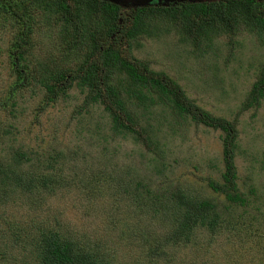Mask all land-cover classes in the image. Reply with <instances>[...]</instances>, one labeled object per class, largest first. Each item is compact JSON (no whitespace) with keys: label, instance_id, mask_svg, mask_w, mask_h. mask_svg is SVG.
Segmentation results:
<instances>
[{"label":"rangeland","instance_id":"374dc122","mask_svg":"<svg viewBox=\"0 0 264 264\" xmlns=\"http://www.w3.org/2000/svg\"><path fill=\"white\" fill-rule=\"evenodd\" d=\"M4 15L0 11V162H6L9 153L11 158L22 139L27 141L23 142L25 148L36 146L39 138L49 139L51 145L45 155H41L44 151L39 147H35L36 152L29 150L32 161L23 169L26 179L40 178L46 172L44 157L53 155L54 143L62 138L63 143L57 148L58 153L65 155V164L60 165L67 184L66 190H57L52 180H47L49 174L45 186L34 188L29 197L19 188L0 187V195L4 189L9 190L20 202L24 196L28 206L10 204L5 210L14 212L4 214L6 217L24 216L33 232L36 224L61 229L66 235L70 231L85 232L90 238L102 240L100 247H110L112 254L125 261L133 254L132 245L144 239L136 233L150 228L149 237L145 238L167 237L170 226L155 219L162 213H155L154 209L168 197L164 183L173 181L183 189L191 187L196 194L204 193L217 204L221 217L236 222V226L229 230L223 222L216 232L197 228L189 240L169 245V264H264V97L259 103L246 106L264 66V45L257 29L240 24L234 35L231 32L215 38L204 54H194L192 43L179 41L174 31L156 37L142 36L132 50V56L146 62L152 70L175 79L193 103L235 125L237 183L248 198L242 205L229 202L224 194L208 187L209 179L223 180L222 130L199 123L192 115L176 116L171 105L160 102L157 96L145 107L124 94L133 127L143 130L144 141L129 131L112 138L111 113L102 101L87 100V87L76 82L68 84L67 94L44 103L47 90L42 84L32 79L34 84L22 87L16 79L13 31L19 24ZM58 29L54 23L49 29L32 34L31 43L24 48V60L17 61L18 65L27 64L28 71L37 75L44 73L45 66L53 70L76 68L82 60L81 52H70L69 58L60 40L48 37ZM62 53L64 56L60 57ZM37 113H41V120L35 118ZM10 123L14 128L8 133L5 130ZM3 130L7 137L5 133L2 138ZM52 131L57 134L54 136ZM131 159L128 186L140 188L144 197L137 205L129 200L128 204L120 202L122 207L118 210L116 204L123 199L116 188L118 182L104 178L98 182L94 172L104 162L113 167L120 162L126 165ZM86 166L91 171L84 169ZM160 169H165V173L159 174ZM156 189L160 195L153 200ZM112 214L120 220L114 223ZM23 238L28 241L24 235Z\"/></svg>","mask_w":264,"mask_h":264},{"label":"trees","instance_id":"16d2710c","mask_svg":"<svg viewBox=\"0 0 264 264\" xmlns=\"http://www.w3.org/2000/svg\"><path fill=\"white\" fill-rule=\"evenodd\" d=\"M127 1L132 3L126 5L113 0H0V11L6 14L4 16L10 15L19 24L14 26L16 31H13V43L17 51L16 79L22 87L34 84L32 79L42 84L47 90L44 103L53 102L61 94H67L69 83L76 82L77 85L87 87L86 99L102 101L105 109L112 115V138L129 131L136 132L140 140L144 141L143 130L133 127L135 123L126 106L124 94L135 98L145 107L157 99L160 102H168L176 116L192 115L197 122L222 130L225 133L223 180L219 182L209 179L208 187L217 194H224L229 202L245 205L248 198L239 190L237 183L235 151L238 147V132L235 125L193 103L175 79L163 72L152 70L146 62L143 63L130 54L140 37H156L170 31L178 35L179 41L192 43L194 54H204L212 47L215 38L231 32L234 35L240 24L258 29L264 45V0ZM61 17H65V24L61 29L62 39L77 38L78 31L72 30V25L77 23L84 27V41H87L88 45L84 49L82 64L79 63L74 72L72 68L53 70L45 66L42 75L40 72L37 75L28 71L27 64L18 65V62L24 60V48L31 43L32 34L35 36V32L41 33L44 28L61 20ZM48 37L52 38L53 35ZM63 45L66 48L70 46ZM65 54H68L69 58L72 57L68 52ZM63 56L62 53L60 57ZM198 56L201 55H195ZM154 96H157V99ZM263 97L264 66L261 77L252 86L246 106L259 103ZM41 117V113L35 115L38 120H41ZM9 125L5 130L8 133L14 128L13 124ZM52 133L54 136L57 134L54 131ZM22 140L11 158L9 153L8 160L0 162V178L4 175L3 179H0V187L19 188L23 195L27 194L29 197L33 195L34 188L46 183V176L50 174L47 180H52L57 190H66V178L61 174L64 167L60 165L65 164V155L58 153L57 148L64 139H57L53 155L44 157L45 174L40 178L27 179L23 169L32 161L29 150L35 149L36 152L35 147H39L44 151L41 155H45L51 142L49 139L39 138L36 146L31 144L25 148L26 144L23 142L27 141ZM41 141L44 143L40 144ZM132 162L131 159L126 165L120 162L113 167L104 162L103 167L94 172L98 182L103 178L118 182L116 188L119 194L123 195V199H119L116 204L118 210L122 207L120 202L128 204L129 200L137 205L144 197L140 188L131 189L128 186L131 180L128 181L126 177ZM161 162L158 161L159 164ZM84 169L91 171L87 166ZM158 173L164 174L165 169H160ZM164 185L169 190L168 197L158 203L154 212H161L162 215L155 216V219L157 217L162 224L170 226L167 237L145 238L149 237L147 234H150V228L143 233H136V236L144 239L132 245L133 254L125 261H120L116 254H112L110 247L107 250L103 246L100 247L102 240L90 238L85 232L70 231L66 235L62 234L61 229L39 224L34 225L36 230L33 232L31 224L23 220L24 216L6 217L14 212H7V206L20 201L15 199L9 190L4 189L0 195V264H169V245L189 240L197 228L216 232L223 222L229 225V230L235 228L236 222L222 218L216 209L217 204L205 197L204 193L196 194L191 187H188L190 190L183 189L178 182H165ZM159 195V190H154L153 200ZM25 201L23 196L20 203L28 207ZM112 216L114 223L120 220L115 214Z\"/></svg>","mask_w":264,"mask_h":264},{"label":"clouds","instance_id":"9594fccd","mask_svg":"<svg viewBox=\"0 0 264 264\" xmlns=\"http://www.w3.org/2000/svg\"><path fill=\"white\" fill-rule=\"evenodd\" d=\"M120 3H125L126 5H129L131 4L132 2L130 1H127V0H118ZM135 1V0H134ZM133 1V2H134ZM139 1V0H137ZM56 23V25L58 26V30L55 31V33L53 34H49V35H53L52 38L56 37L60 40V44L66 49L64 52H74V51H80L81 52V56H82V60L84 59V49L85 47L88 45V42L87 41H84V27L83 26H79L76 21V25H72L71 26V29L72 30H76L78 31V36L77 38H66V39H62L61 36H62V33H61V29L63 28L64 24H65V17H61V20L59 19L57 22H54ZM53 23V24H54ZM52 25L46 27L43 29L46 30V29H49V27H51ZM42 31V32H43ZM258 31V29H257ZM51 38V37H50ZM51 38V39H52ZM63 44L65 45H70L69 48H66ZM70 48H74L72 50H69ZM132 56V53L130 54ZM82 60H81V64H82ZM77 67V66H76ZM105 69V68H102V70ZM72 72H74V68H72ZM102 72V71H101Z\"/></svg>","mask_w":264,"mask_h":264},{"label":"water","instance_id":"95a60500","mask_svg":"<svg viewBox=\"0 0 264 264\" xmlns=\"http://www.w3.org/2000/svg\"><path fill=\"white\" fill-rule=\"evenodd\" d=\"M113 1L119 2L118 0H113Z\"/></svg>","mask_w":264,"mask_h":264}]
</instances>
